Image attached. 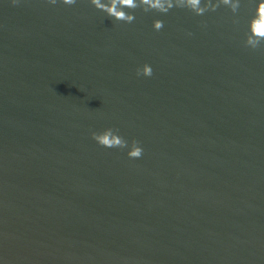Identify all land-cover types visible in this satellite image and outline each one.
I'll use <instances>...</instances> for the list:
<instances>
[{"label": "water", "instance_id": "obj_1", "mask_svg": "<svg viewBox=\"0 0 264 264\" xmlns=\"http://www.w3.org/2000/svg\"><path fill=\"white\" fill-rule=\"evenodd\" d=\"M154 3L0 0V264H264V0Z\"/></svg>", "mask_w": 264, "mask_h": 264}, {"label": "clouds", "instance_id": "obj_2", "mask_svg": "<svg viewBox=\"0 0 264 264\" xmlns=\"http://www.w3.org/2000/svg\"><path fill=\"white\" fill-rule=\"evenodd\" d=\"M15 2V0H14ZM51 3H55L56 0H50ZM62 2L66 5H72L76 2V0H62ZM143 3L148 4L149 0H142ZM227 2V0H225ZM91 3L94 4L98 9L106 12L107 15L117 19V20H125L127 22H131L134 19L133 16L126 14L122 9L124 7L128 8H136L138 7L137 0H109V3L102 4L100 0H91ZM118 5L120 6L118 8ZM200 0H178L177 4H173L171 0H155L154 4L150 5V8L155 9L158 12L166 14L173 7H189L191 9L198 10L197 14H202L203 9L199 8ZM149 9H145L147 11ZM260 11L262 14L261 21H257V25L255 28L254 35L257 37L264 38V30H261L260 23L264 22V4L260 5ZM154 27L156 30H160L163 27V22L161 20H157L154 22ZM151 76L152 68L145 64L143 67V72L139 69L137 70V75ZM100 145L106 148H118L124 147L126 142L121 138L112 135L111 130L106 131L103 135H94L93 137ZM138 141H135L134 144H138ZM141 147H134L133 150L129 153L130 158H139L142 155Z\"/></svg>", "mask_w": 264, "mask_h": 264}]
</instances>
